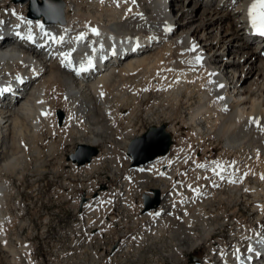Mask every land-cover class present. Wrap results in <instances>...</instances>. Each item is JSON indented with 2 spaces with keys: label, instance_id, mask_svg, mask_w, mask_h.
<instances>
[{
  "label": "bare ground",
  "instance_id": "6f19581e",
  "mask_svg": "<svg viewBox=\"0 0 264 264\" xmlns=\"http://www.w3.org/2000/svg\"><path fill=\"white\" fill-rule=\"evenodd\" d=\"M60 1L63 4L62 18L57 16L55 8L42 5L38 7V12L52 15L45 19L42 15L30 18L32 11L29 9V2L21 4L14 3V0H0V40L3 38L0 42V94L8 100L0 97V264H21L19 254L9 243V231L14 230L18 223L17 218L9 212V200L14 192L7 179L8 175L14 174L19 160L21 151L19 154L16 152L17 139L23 136L28 124L32 127L36 140L41 141L44 135L50 140V148L56 139L64 138L65 142H70L73 137H83L86 132H90L91 135L85 140H80L79 145L98 148L110 143L111 149H105L106 155L110 156L115 149L127 144L121 140L122 144L118 145L121 126H129L131 121L127 120L140 113V105L138 106L135 96L125 98L118 105H111L107 101L106 96L113 81L116 83L119 79L144 75L142 90L140 88L143 99H147L150 94L168 98L172 90L177 89L180 92L184 89L181 102L177 100L180 95L178 93L177 97H170L167 101L168 104L173 102L171 107L175 110L174 116H179L183 102L188 105L190 114L187 122L180 119L182 127L192 129L194 136L201 139L205 133L214 140H222L224 148L231 151L252 149L259 152L260 146H264V43L261 39L252 37L258 27L251 25L254 24L253 20L256 24L261 23L259 0ZM39 2L42 3V0ZM253 3H256L257 7L252 10L253 14L250 16L249 8ZM8 5L10 8L7 10L5 6ZM53 16L56 18L53 19ZM8 20L11 23H8ZM41 25H45L44 29ZM11 27L21 32L23 38L28 40H17L9 31ZM93 29L99 34H95ZM45 33L49 35L46 36ZM29 36L32 38L29 39ZM51 36L63 37V41L56 47ZM36 41L40 43L41 50L32 46ZM43 49L46 50L42 51ZM156 49L159 51L155 52ZM123 56L124 58L120 59ZM99 61H104L103 67L96 70L99 69ZM75 67H83L84 72L75 73ZM158 73L160 75H157ZM29 83L30 90L22 92ZM195 96L197 104L192 106ZM157 101L159 100L156 99L153 105H148L145 109L148 114L152 107L158 105ZM58 112L63 115L60 124L57 122ZM125 113L127 120L123 118ZM154 119L158 118L155 116ZM169 123V130L165 132L169 135L178 134L181 128L172 119ZM203 128L205 132H202ZM127 134L131 136L133 132ZM171 142L173 145L166 156L157 157L147 165L139 166L140 168L131 167L139 172L137 179L141 176H151L163 183L164 186L155 189L160 194L167 183H173L178 178L180 165L179 162L172 165L171 154L181 151L183 146L189 147L188 142L182 139L177 143L182 148H177L173 139ZM201 143L202 141L198 144ZM261 152L263 153V150ZM100 156L94 157L90 163L85 164L87 166L82 165L85 166L87 174L96 171L103 164L105 158ZM115 158L114 156L113 159ZM67 166L71 172L76 173L75 165L69 163ZM119 166H113L116 173ZM201 167L211 187L214 186V180H218V183H215L220 184L219 180L228 179V168L222 163H208ZM123 184V192L127 197L123 199L122 206L126 207L128 203L131 208L132 197L129 188L136 185H131L129 178H124ZM86 198L91 199L89 196ZM164 199V196L160 197V201ZM178 199L182 200L179 197ZM104 202L108 207L114 203L113 200L105 201L103 196L99 195L94 201L84 204L83 208L88 215H95ZM163 205L160 203L157 207L143 212L138 208L136 214L141 211V222L147 218L158 222L159 231L163 232L162 227H166L163 225L171 221V210ZM260 210H263V207ZM111 219L114 218L111 216ZM90 220L91 217L89 224ZM178 228L173 227V235L177 239L173 235L169 236L177 242L173 245L179 246L175 248L176 263L183 261L184 254L195 247L194 244L190 247L184 245V235H181V228ZM210 234L208 233L206 238H210ZM233 236L236 238L233 242L242 238L241 234ZM94 238H99V235L91 237L90 240ZM247 240L250 242L244 250L239 243H234L230 250H226L227 253L224 252L223 246L213 244L209 256L204 258L202 264H264V232L257 231ZM29 246L26 242L21 243L18 252L28 264H32ZM218 256L221 261L215 263L214 260Z\"/></svg>",
  "mask_w": 264,
  "mask_h": 264
},
{
  "label": "rangeland",
  "instance_id": "374dc122",
  "mask_svg": "<svg viewBox=\"0 0 264 264\" xmlns=\"http://www.w3.org/2000/svg\"><path fill=\"white\" fill-rule=\"evenodd\" d=\"M9 8L10 5L5 6V9L8 10ZM27 8L28 4H26V10L29 14ZM54 17L56 18V16ZM7 22L11 23L10 20ZM157 51L159 50L156 49L155 52ZM157 54L155 55L157 56ZM256 56L259 58V53ZM142 76L144 75H140L138 78L119 79L116 83L113 81L111 88H109L106 99L111 105H118L125 98L135 96L138 100V106L140 105V113L131 120H127L126 113L123 115L124 120L131 121V127L130 125L127 127L123 125L119 131L121 139L118 140V145L125 141L127 144L124 147L115 149L116 151L110 156L106 155L105 152V149H111L110 143L96 148L98 150L96 157L101 155L100 158H105L103 164L96 171L87 174L84 168L87 165L77 166L71 160H67L69 155H75L79 141L88 138L91 135L90 132H86L83 137H73L70 142H65L66 139L64 138H61L63 140L56 139L50 148L48 145L50 140L45 135L41 141L36 140L33 129L28 124L23 136L17 139L16 152L17 154L21 152L18 155L19 160L14 174L8 175L7 179L10 181L9 185L14 192L11 200H9L8 208L9 212L17 218L18 223H16L14 230L9 231V243L12 244V249L14 248L13 250L19 254L21 264H28V261L18 252L20 244L23 242L30 245L32 264H202L204 258L209 256L213 244L223 246L225 253L230 250L234 243H239L244 250L250 242L247 240L249 236L257 231L264 232V146H260L259 152L252 149L231 151L224 148L222 140H214L205 133V137L202 134L201 139H199L198 136H194L195 132L192 129L182 127L181 120L184 119V122H187L189 118L190 109L188 105L183 102L179 116H174L175 110L171 107L173 102L168 104L167 101L170 97L173 99L174 96L177 97L180 94L177 100L181 102L184 89L181 90L182 92L177 89L172 90L168 98L165 97L166 99L159 94H150L147 96L148 98L146 97L148 99L146 101L147 99H143L140 91L144 82ZM29 85L31 84L29 83ZM130 86L131 88H129ZM132 88L133 90H131ZM143 92L145 93V90ZM156 99L159 100L157 101L159 102L158 105L152 107V111L148 114L145 109L148 105H153ZM191 104L192 106L197 104L196 96ZM155 116L158 119H154V121ZM169 117L181 128L178 134H170L171 139L175 141L174 144L179 148L177 143L178 140L182 139L186 143L188 142L189 147L183 146L181 151L171 154L172 165L179 162L180 167L178 178L173 183H167L164 191L161 192V196H164L165 199L160 203L171 210L169 211V220L171 221L165 223L163 226L166 225V227H162L164 231L160 232L158 222H153L150 218L141 222L140 216L142 214L140 213L144 211L143 195L147 194L153 198L152 190L161 188L164 184L159 183L156 178L151 176L140 175L141 177L137 179L136 176L139 172L131 169L127 149L131 140L143 135L150 127L164 126L165 131L169 130L170 119H167ZM57 122L60 124L58 116ZM128 127L130 128L128 129ZM131 131L133 134L129 136L127 133ZM202 132H205L204 128ZM196 138L202 143L198 144L201 141ZM32 149L34 151H31ZM35 152L40 155L35 154ZM194 155L196 156L194 157ZM114 156L116 160L113 159ZM194 158L196 159L194 160ZM187 160H189L188 163ZM214 162L222 163L224 167L228 168V179L219 180L220 184H217L218 180H214V186L211 187L201 166ZM69 163L76 166V173L71 172L70 167L67 166ZM114 164L120 165L118 173L113 168ZM124 178H129L131 185H136L129 188V194L132 197L131 208H129L128 203H126V207L122 206L123 199L127 197V194L123 192ZM118 193L119 195H116ZM210 194L213 195L210 196ZM99 195H102L105 201L113 200L114 205L108 207L104 202L106 206L105 204L100 206V209L98 208L97 213H95L96 216L92 214L89 216L83 208L84 204L94 201ZM87 196L91 199H87ZM177 196L182 199L181 202ZM185 202L191 203L187 205ZM76 203H78V207H76ZM183 205L185 206L183 207ZM262 207L263 210H260ZM106 208L108 213H106ZM138 208H141V211L137 215ZM185 212L187 213L185 214ZM259 214L263 216L261 215V217ZM111 216L114 219H111ZM152 225L154 226L152 227ZM173 227L174 229L181 228L180 233L184 235V242H182L185 246L190 247L193 246L192 244L195 246L189 253L184 254L183 261L179 263H176L174 258L179 246L177 247L178 244L173 245L176 241L169 237L175 232ZM155 228L156 230H154ZM157 230L160 232L159 236ZM206 232L211 233L210 238H206L208 234ZM236 234H241L242 238L233 242L236 239L233 235ZM95 235H99V238L90 240ZM173 236L175 237V235ZM214 261L220 263L221 257L218 256Z\"/></svg>",
  "mask_w": 264,
  "mask_h": 264
},
{
  "label": "water",
  "instance_id": "95a60500",
  "mask_svg": "<svg viewBox=\"0 0 264 264\" xmlns=\"http://www.w3.org/2000/svg\"><path fill=\"white\" fill-rule=\"evenodd\" d=\"M30 4L31 16L38 18L41 15L46 19L48 15L37 11L38 7L47 6V8H55L57 16L62 18L63 4L60 0H42L40 3L38 0H14V3H26ZM59 122H61L63 115L58 113ZM172 145L171 137L165 132L164 127H150L147 131L135 139L131 140L128 149L127 156L131 161V167L145 166L148 163L154 161L157 157L166 156ZM98 155V150L94 147H88L79 145L75 150V155L68 156L67 160H71L77 166H82L91 162V160ZM160 203V192L153 190V198L147 194L143 195V207L144 211H149L157 207Z\"/></svg>",
  "mask_w": 264,
  "mask_h": 264
},
{
  "label": "snow or ice",
  "instance_id": "6c2138e0",
  "mask_svg": "<svg viewBox=\"0 0 264 264\" xmlns=\"http://www.w3.org/2000/svg\"><path fill=\"white\" fill-rule=\"evenodd\" d=\"M103 2V0H102ZM259 4H260V8H261V16H260V19H261V30H260V34L261 35H264V0H259ZM257 7V4L256 3H253L250 8H249V15L251 16L253 13H252V10L255 9ZM42 27V25H41ZM93 32L95 34H99L98 31L96 29H93ZM19 35V33L17 34ZM46 36H48L49 34L48 33H45ZM29 39H31L32 37L29 36L28 37ZM54 42L56 43H61L63 41V37H56V36H51L50 37ZM197 59L199 60L200 58L197 57ZM83 70V69H82ZM222 87V85H221ZM233 183H235V181H233Z\"/></svg>",
  "mask_w": 264,
  "mask_h": 264
}]
</instances>
